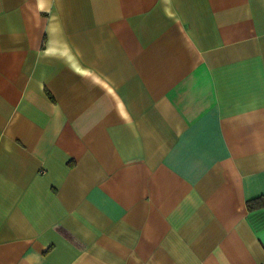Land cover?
<instances>
[{"label": "crops", "instance_id": "1", "mask_svg": "<svg viewBox=\"0 0 264 264\" xmlns=\"http://www.w3.org/2000/svg\"><path fill=\"white\" fill-rule=\"evenodd\" d=\"M264 0H0V264H264Z\"/></svg>", "mask_w": 264, "mask_h": 264}, {"label": "trees", "instance_id": "2", "mask_svg": "<svg viewBox=\"0 0 264 264\" xmlns=\"http://www.w3.org/2000/svg\"><path fill=\"white\" fill-rule=\"evenodd\" d=\"M258 207H264V197H257L247 202L248 209H254Z\"/></svg>", "mask_w": 264, "mask_h": 264}]
</instances>
